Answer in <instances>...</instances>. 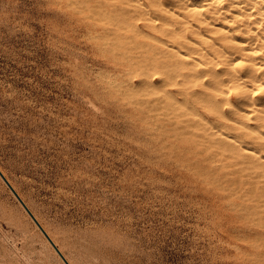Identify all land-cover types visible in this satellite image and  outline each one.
Returning a JSON list of instances; mask_svg holds the SVG:
<instances>
[{
  "label": "rangeland",
  "instance_id": "rangeland-1",
  "mask_svg": "<svg viewBox=\"0 0 264 264\" xmlns=\"http://www.w3.org/2000/svg\"><path fill=\"white\" fill-rule=\"evenodd\" d=\"M119 1L0 0V169L71 264H264V170L231 144L250 129L175 90L207 76L162 65L191 50L144 35L145 10ZM220 78L218 104L234 93ZM0 264H66L1 176Z\"/></svg>",
  "mask_w": 264,
  "mask_h": 264
},
{
  "label": "bare ground",
  "instance_id": "bare-ground-1",
  "mask_svg": "<svg viewBox=\"0 0 264 264\" xmlns=\"http://www.w3.org/2000/svg\"><path fill=\"white\" fill-rule=\"evenodd\" d=\"M80 1V0H78ZM83 1V0H82ZM97 1V0H96ZM103 1V0H102ZM135 2H137V4L133 3L135 6V8L137 7L138 10L139 8L142 10H145V14H147V16H142L141 13V19L144 18L145 22L143 23L142 26H139L138 24H134L135 28H141L142 30H140V32L142 31L144 35L152 38V39H156L159 42H162L163 44H170V45H174V46H178L179 48H188L191 51L187 52V54L185 53L184 56L177 57V58H167L165 60H162L161 63L162 65H167V64H171V63H175L180 65L181 67L184 66L186 67L187 65L185 63H191L192 62V66H190L192 69V72L196 74L197 77L200 76H207L206 79L208 78V80L203 79L198 81V83L190 85V86H185V87H179L177 90L179 93L181 94H198L199 93H206L205 95H207L208 99L210 100H214V104L212 107V112L213 115L215 116V119L217 118V120H221V119H226L228 118L229 120L232 121V119H234V123H239L238 125L242 124V128H249L250 130L247 131L248 133H250L251 135L249 136L251 139V142L253 143L250 144L251 142H233L231 144H233V146L235 145V148L237 144L240 145V148L238 150H241V153L249 158V159L253 164L255 165H259L260 167L263 168L264 170V0H133ZM72 2V1H71ZM76 2V1H75ZM88 2V1H87ZM86 2V3H87ZM108 2V1H107ZM99 3V2H98ZM130 0H120L119 1V6H115L116 9H123L128 10L129 11V7L125 6L124 4L127 5H133ZM69 4V3H68ZM82 4V2H81ZM102 4V3H101ZM107 4V3H106ZM111 4V3H110ZM76 5V4H75ZM79 5V4H77ZM100 5V4H99ZM85 6V4H84ZM96 6V5H95ZM106 6V5H105ZM109 6V5H108ZM77 7V6H76ZM88 7V6H87ZM86 7V8H87ZM131 7V6H130ZM75 8V7H74ZM84 8V7H83ZM105 8V7H104ZM133 8V6H132ZM134 8V9H135ZM136 8V9H137ZM100 9V8H99ZM106 9V8H105ZM94 10V9H93ZM91 10V12L94 13H98L97 10L96 12ZM131 10V9H130ZM108 11V10H107ZM121 11V10H120ZM134 11V10H132ZM141 11H137V12H141ZM76 12L78 13V9L76 10ZM80 13V12H79ZM107 13V12H104ZM109 13V12H108ZM107 13V14H108ZM122 13V12H121ZM136 13V12H133ZM92 14V13H91ZM101 13H98V15H100ZM103 14V13H102ZM101 14V17H103ZM112 14V13H110ZM123 14V13H122ZM121 14V15H122ZM144 14V13H143ZM192 15V19H186L185 21V25L183 26V22L184 20L182 19V16H186V15ZM113 15V14H112ZM135 15V14H133ZM87 16V15H86ZM93 16V15H92ZM107 16V15H106ZM132 16V15H131ZM138 15H136L137 17ZM101 17H99L101 19ZM108 17V16H107ZM135 17V16H133ZM132 17V19H134ZM91 18V16H90ZM97 18V17H95ZM104 18V17H103ZM103 18L101 19V21L103 20ZM112 18V17H111ZM94 19V18H93ZM114 19V18H113ZM98 20V19H97ZM110 18L108 20L105 19V22H109L110 24ZM124 21V20H123ZM91 23V21H89ZM106 22V23H107ZM115 22L117 23V21L115 20ZM113 22V23H115ZM115 23V24H116ZM133 23V22H132ZM108 24V23H107ZM118 24V23H117ZM116 24V26H117ZM99 25V24H98ZM125 27L124 30L129 29L126 28V24L124 23ZM94 26V24H93ZM96 26V25H95ZM94 26V27H95ZM133 26V25H131ZM128 27V26H127ZM108 28V27H107ZM123 29V27H120ZM139 28V29H140ZM115 29V28H113ZM132 29V27L130 28ZM129 29V30H130ZM89 30V29H88ZM102 30V29H101ZM95 31V30H94ZM109 32V30H108ZM123 32V31H122ZM137 33L136 36H138V34L141 35V33ZM90 33V32H89ZM133 33H135L133 31ZM97 33L95 32V35ZM120 34V33H119ZM117 34V35H119ZM94 35V36H95ZM104 35V34H103ZM115 35V34H114ZM122 35V34H121ZM134 35V34H133ZM143 35V36H144ZM108 36V35H107ZM135 36V37H136ZM142 36V35H141ZM142 36V37H143ZM99 37V36H98ZM104 37V36H103ZM113 37V36H112ZM145 37V36H144ZM120 38V37H118ZM122 38V37H121ZM124 38V37H123ZM131 39V38H129ZM118 40V39H117ZM120 40V39H119ZM132 40V39H131ZM130 40V42H131ZM135 40V38H134ZM115 41V40H114ZM123 41V40H122ZM106 42V41H105ZM109 42V41H108ZM120 42V41H119ZM125 42V41H124ZM148 42V41H147ZM129 43V42H128ZM115 44V43H113ZM141 44V43H140ZM139 44V45H140ZM151 44V43H150ZM116 45V44H115ZM138 45V44H135ZM134 45V46H135ZM152 45V44H151ZM120 46V45H118ZM125 46V45H124ZM127 46V45H126ZM158 46V45H157ZM122 47V45L120 46ZM128 47V46H127ZM155 47V46H154ZM165 47L167 48V45H165ZM150 48V47H148ZM171 48V47H170ZM174 48V47H173ZM145 49V47H144ZM151 49V48H150ZM152 49L154 50V48L152 47ZM175 49V48H174ZM177 49V48H176ZM140 50V49H139ZM142 50V49H141ZM146 51V50H145ZM158 51V50H157ZM163 52V50H161ZM165 51V49H164ZM177 52L180 50H176ZM184 51V50H183ZM138 52V50H137ZM141 52V51H139ZM181 52V51H180ZM126 53V52H125ZM157 53L156 51L153 52V54ZM167 53V51L165 52ZM169 53V52H168ZM167 53V54H168ZM167 54H162L163 56L167 55ZM170 54V53H169ZM168 54V55H169ZM149 55V54H147ZM161 55V53H160ZM167 55V56H168ZM151 56V55H150ZM155 55H153L154 57ZM133 57V56H132ZM145 57V56H144ZM135 58V57H134ZM141 58V57H140ZM151 58V57H150ZM143 59V57H142ZM152 59V58H151ZM131 60V59H130ZM139 60V59H137ZM149 61V60H148ZM159 61V60H158ZM134 62V61H133ZM137 62H141L137 61ZM136 62V63H137ZM241 65V67H239V64ZM144 64V63H143ZM153 64V63H152ZM151 64V65H152ZM160 64V63H159ZM148 65V64H147ZM156 65V63H155ZM161 65V64H160ZM190 65V64H189ZM188 65V66H189ZM150 66V65H149ZM158 67V66H157ZM161 67V66H160ZM164 67V66H163ZM177 67V65H176ZM167 68H169L168 66H166V71L168 70ZM173 68V67H172ZM151 69V68H150ZM154 69V68H153ZM156 69V68H155ZM165 69V68H164ZM145 70H147V68H145ZM160 70V69H159ZM174 72V68L172 69ZM178 72L179 69H177ZM158 73V70H156ZM165 71V72H166ZM161 72V70H160ZM168 72V71H167ZM151 73V72H149ZM183 73V72H182ZM139 74V73H138ZM170 74V72H169ZM175 74V73H173ZM172 74V75H173ZM151 75V74H150ZM154 75V73H153ZM152 75V76H153ZM166 75V74H165ZM171 75V76H172ZM190 75V73H189ZM187 76V75H186ZM221 76H223V83H226V81L229 80L233 81V86H234V93L228 94V95H224L222 97V104L221 101L219 102L218 96H217V91H221L223 92V94H227L225 93V91H223V89H221L219 86V81L221 80ZM144 77V76H143ZM148 77H150L148 75ZM165 78V76H163ZM174 78V76H172ZM178 77V76H177ZM157 78V77H156ZM158 78H160V76H158ZM157 78V80H158ZM169 78V77H168ZM172 78V79H173ZM186 80V77H184ZM189 78V77H188ZM144 79V78H142ZM145 78V82H146ZM149 79V78H148ZM161 79V78H160ZM171 79V80H172ZM176 78H174L175 80ZM181 79V78H179ZM197 79V78H196ZM199 79V78H198ZM154 80V79H153ZM164 80V79H163ZM183 80V81H184ZM173 81V80H172ZM176 81V80H175ZM180 81V80H179ZM179 81L176 82H172L176 85H182L181 83H179ZM148 82V81H147ZM150 82H152V79L150 80ZM158 82V81H157ZM162 82V81H161ZM171 83V81H168ZM149 83V82H148ZM147 83V84H148ZM165 83V82H163ZM169 83V84H170ZM171 83V84H172ZM151 84V83H150ZM156 84V83H155ZM160 84V85H158ZM158 87L154 85L152 86L155 91L159 90L162 91V88H159V86H162L159 81L158 83ZM186 85V83H184ZM222 84V83H221ZM164 85V88L165 84ZM195 85H199L201 92H197L198 89L193 88ZM149 86V85H148ZM226 86V85H225ZM228 86V85H227ZM163 87V86H162ZM157 89V90H156ZM171 89V88H170ZM148 90V88H147ZM151 90V89H149ZM165 90V89H164ZM173 90V89H172ZM153 92V89L151 90ZM149 91V92H151ZM166 91V90H165ZM158 92V91H157ZM170 92V91H169ZM166 93V92H165ZM164 94V91L163 93ZM174 94V93H173ZM180 94V95H181ZM164 96V95H163ZM173 96V95H172ZM171 96V97H172ZM185 96V95H184ZM183 96V98H185ZM160 97V94H159ZM162 97V96H161ZM165 97V96H164ZM174 97V96H173ZM172 97V99H173ZM207 97H204V99ZM221 97V96H220ZM163 98V97H162ZM170 98V96H169ZM190 98V97H189ZM192 98V97H191ZM190 98V99H191ZM199 98V97H196ZM202 98V96H201ZM161 99V98H160ZM164 99V98H163ZM176 99V98H175ZM188 99V98H187ZM200 99V98H199ZM198 99V100H199ZM159 100V99H158ZM165 102L166 99H164ZM174 100V99H173ZM172 100V101H173ZM181 100V99H180ZM186 100V98H185ZM197 99H194L193 101H195ZM197 100V101H198ZM153 101V100H152ZM151 101V102H152ZM160 101V100H159ZM158 101V102H159ZM161 101H163L161 99ZM160 101V104H161ZM178 101V100H177ZM192 101V100H189ZM192 101V103H194ZM201 101V100H200ZM202 101H204L202 99ZM164 102V101H163ZM179 102V101H178ZM177 102V104H178ZM184 101H181L178 105L177 104H173L175 106V108H178L179 105H181V103ZM209 102V100H208ZM206 102V103H208ZM168 103V102H167ZM171 103V102H170ZM189 103V102H188ZM200 103V102H199ZM203 103V102H202ZM204 103V105L206 104ZM210 103V102H209ZM163 104V103H162ZM172 104V103H171ZM170 104V105H171ZM191 104V103H189ZM223 104L231 105L232 107L229 109L234 112L239 114L238 119L237 117L234 118L231 115L227 114V110L224 109ZM169 105V104H168ZM184 105V107L186 106V104H182ZM181 105V106H182ZM209 105V104H208ZM174 106H172L174 108ZM177 106V107H176ZM195 106V105H194ZM160 107V106H159ZM165 107V106H164ZM171 107V106H170ZM171 107V108H172ZM186 107H189L188 105ZM190 107H192L190 105ZM200 107V106H198ZM211 107V106H210ZM161 108V107H160ZM154 109V107H153ZM186 109V108H185ZM190 109V108H189ZM195 109V108H194ZM152 110V109H151ZM167 110V108H166ZM170 110V108L168 109ZM167 110V111H168ZM182 110V109H179ZM188 110V109H187ZM172 111V110H171ZM170 111V112H171ZM183 111V110H182ZM185 111V110H184ZM192 110L190 109L189 112H191ZM197 111V110H196ZM157 112V111H156ZM173 112L174 109H173ZM187 111H185L186 113ZM188 112V113H189ZM162 113L164 114V112L162 111ZM178 113V112H177ZM181 111H179V115ZM169 114V113H168ZM167 114V115H168ZM175 114V113H174ZM198 114V113H197ZM196 114V115H197ZM177 115V114H176ZM192 115V113H191ZM195 115V114H194ZM203 115V114H202ZM171 116V115H170ZM163 117V116H162ZM175 117V116H173ZM178 117V115H177ZM183 117V116H182ZM181 117V118H182ZM199 117V116H197ZM202 117V116H201ZM200 117V118H201ZM213 117V116H212ZM172 118V117H171ZM180 118V119H181ZM187 118V117H186ZM182 119L183 121L187 120V119ZM160 119V118H158ZM164 120V118H161ZM166 119V118H165ZM168 119V118H167ZM189 119V117H188ZM192 119V118H191ZM197 119V118H196ZM214 119V118H213ZM170 120V119H169ZM174 120V119H173ZM172 120V121H173ZM203 120V118L201 119ZM209 120V119H207ZM211 120V118H210ZM184 121V122H185ZM204 121H206L204 119ZM203 121V122H204ZM215 121V120H214ZM214 121L212 120V122L214 123ZM237 121V122H236ZM239 121V122H238ZM164 122V121H163ZM169 122V121H168ZM165 122V123H168ZM190 122V121H189ZM193 122V121H192ZM191 122V124H192ZM195 123L197 122V120L194 121ZM217 122V121H216ZM172 123V122H170ZM186 123H188V121H186ZM185 123V124H186ZM198 123V122H197ZM204 123H209L208 121L204 122ZM221 122H218V124H220ZM224 123V122H223ZM221 123V124H223ZM179 124V123H177ZM211 123H209L208 125H210ZM215 124V123H214ZM214 124H212L214 126ZM218 124L216 125L218 127ZM254 124V126H253ZM171 125V124H170ZM195 125V124H194ZM193 125V126H194ZM201 127V124H199ZM198 125V126H199ZM211 125V126H212ZM227 125V124H226ZM175 126V125H174ZM177 126V125H176ZM189 126V125H188ZM225 126V125H224ZM229 126V124H228ZM233 126V125H232ZM240 126V127H241ZM163 127H166L165 125ZM172 127V126H171ZM181 127V126H180ZM184 127V126H182ZM210 127V126H208ZM215 127V126H214ZM231 127V126H230ZM238 127V126H236ZM199 128V127H197ZM204 128V127H203ZM211 128V127H210ZM213 128V127H212ZM216 128V127H215ZM219 128V127H218ZM235 128V127H234ZM173 129V128H172ZM179 129V127L177 128ZM192 129V128H191ZM202 129V128H201ZM206 129V128H205ZM208 129V128H207ZM214 129V128H213ZM224 129L221 127V130ZM184 130V129H183ZM186 130V129H185ZM182 130L180 129V132ZM188 131V130H186ZM208 131V130H207ZM213 131V130H212ZM219 131L221 134L224 132ZM215 131V132H216ZM175 132H177L175 130ZM177 132V133H180ZM191 132V131H189ZM187 132V133H189ZM194 132V131H193ZM201 132V131H200ZM243 132V131H242ZM244 133V132H243ZM195 134V132H194ZM199 134V133H198ZM197 134V135H198ZM206 134V132H205ZM204 133H202L201 135H205ZM219 134V133H218ZM219 134V135H221ZM239 134V133H238ZM246 134V132H245ZM184 135V134H183ZM196 135V136H197ZM200 135V136H201ZM211 135H215L214 132L212 134H210V136L205 135V137H216V136H211ZM235 135V134H234ZM244 135V134H243ZM179 135H177L178 137ZM221 136H224L223 134ZM176 137V138H177ZM182 138H185V136H181ZM188 137V136H187ZM228 135H226V139H227ZM241 137V134H240ZM190 138V137H188ZM218 138V137H216ZM225 138V136H224ZM209 139V138H208ZM229 139V137H228ZM227 139V141H228ZM237 139V138H236ZM214 140V139H213ZM220 140V139H219ZM222 140V139H221ZM231 140H233V138H231ZM208 141V140H207ZM225 141V139H224ZM240 141V140H239ZM249 141V140H248ZM211 142V141H210ZM222 142V141H221ZM199 143V142H198ZM220 143V141H219ZM223 143V142H222ZM201 144V143H200ZM230 144V143H229ZM193 145V144H192ZM205 145V144H204ZM207 145V144H206ZM215 145L216 144H212ZM218 146V145H217ZM221 146V145H220ZM223 149H224V145ZM227 146V145H225ZM231 145H229L230 147ZM238 146V145H237ZM228 147V148H229ZM205 148V147H204ZM232 148V147H230ZM234 149V147L232 148ZM191 150V149H189ZM217 150V149H216ZM215 150V151H216ZM236 150V149H235ZM194 151V150H193ZM218 151V150H217ZM220 151V150H219ZM222 151V149H221ZM199 152H201V149L199 150ZM203 152V151H202ZM239 152V151H238ZM195 153V152H194ZM224 153V152H223ZM227 154V153H226ZM216 155V154H215ZM230 155V154H228ZM232 155V154H231ZM213 157V156H211ZM207 158H209L207 156ZM217 159V158H216ZM220 159V158H219ZM218 159V160H219ZM244 159V158H243ZM246 159V162L248 161ZM238 161V160H237ZM241 158L239 159L240 163ZM245 161V160H242ZM226 163V162H225ZM249 163V162H248ZM236 164V163H235ZM214 165V164H213ZM212 165V166H213ZM249 165V164H247ZM251 165V164H250ZM249 165V167L251 168V166ZM219 166V165H218ZM222 166V165H220ZM243 166V165H242ZM245 166V164H244ZM247 167V166H245ZM245 167H241V168H245ZM253 167V166H252ZM219 168V167H218ZM217 168V169H218ZM211 169V168H210ZM208 170V169H207ZM232 170V169H231ZM222 171V170H221ZM228 171V170H227ZM226 171V172H227ZM237 171V170H234ZM240 171V170H238ZM212 172V171H211ZM249 172V171H248ZM232 173V172H231ZM259 173V172H258ZM214 174V173H213ZM244 174V173H243ZM248 174V173H247ZM264 174V171L262 173H260V175ZM246 175V174H245ZM239 176V175H237ZM258 176V175H256ZM253 177V176H252ZM255 177V176H254ZM219 178H221L219 176ZM228 179V178H226ZM247 179V178H245ZM219 180V179H218ZM236 180V179H235ZM258 179H256L257 181ZM263 180V179H261ZM10 181V180H9ZM248 180H246L247 182ZM255 180H253L254 182ZM259 181V180H258ZM11 182V181H10ZM223 182V181H222ZM221 182V183H222ZM234 183V181H231ZM236 182V181H235ZM245 182V183H246ZM250 182V181H249ZM252 182V181H251ZM220 183V184H221ZM238 183V182H237ZM243 183V184H245ZM232 184V183H231ZM230 184V185H231ZM239 184V183H238ZM237 184V186H238ZM225 186V185H224ZM236 186V187H237ZM253 186V185H252ZM230 187V186H229ZM248 187V186H247ZM226 188V187H225ZM246 188V187H245ZM263 188V187H262ZM252 189V188H251ZM253 190V189H252ZM245 191V190H244ZM249 191V190H248ZM251 192V191H250ZM225 194V193H224ZM223 194V195H224ZM234 194V192H233ZM241 196V195H240ZM243 196V195H242ZM257 197V196H256ZM259 197V196H258ZM257 199V198H256ZM254 200V199H252ZM231 203V202H230ZM237 203V201H236ZM264 204V203H263ZM262 205V203H261ZM235 207V206H234ZM240 208V207H239ZM242 210V209H241ZM33 211V210H32ZM252 211V210H251ZM260 211H262L260 209ZM254 212V211H253ZM252 212V213H253ZM258 212V211H257ZM256 212V213H257ZM255 213V212H254ZM37 216V215H36ZM38 217V216H37ZM258 217V216H257ZM256 217V218H257ZM263 224H261L262 226ZM253 231V230H252ZM256 232V231H255ZM261 232V231H260ZM259 233V232H258ZM54 241V240H53ZM89 243V242H88ZM93 245V244H92ZM97 245V244H96ZM82 246V245H79ZM85 246V245H84ZM61 250V249H60ZM66 252V251H65ZM94 253V251H93ZM97 253V252H96ZM65 254V253H64ZM92 255V254H91ZM98 255V254H97ZM94 257V256H93ZM109 261V260H108ZM71 264V263H70ZM110 264V263H109Z\"/></svg>",
  "mask_w": 264,
  "mask_h": 264
},
{
  "label": "water",
  "instance_id": "water-1",
  "mask_svg": "<svg viewBox=\"0 0 264 264\" xmlns=\"http://www.w3.org/2000/svg\"><path fill=\"white\" fill-rule=\"evenodd\" d=\"M0 176L3 178V180L6 182V184L9 186V188L12 190V192L15 194V196L17 197V199L20 201V203L23 205V207L26 209V211L29 213V215L32 217V219L35 221V223L40 228V230L44 233V235L49 240V242L52 244V246L55 248V250L58 252V254L62 257V259L64 260V262L66 264H70V262L68 261V259L65 257L64 253L60 250V248L58 247V245H56V243L53 241V239L47 233V231L42 226V224L40 223V221L36 218V216L34 215V213L32 212V210L28 207V205L26 204V202L22 199V197L20 196V194L13 187V185L10 183V181L8 180V178L2 172L1 169H0Z\"/></svg>",
  "mask_w": 264,
  "mask_h": 264
}]
</instances>
